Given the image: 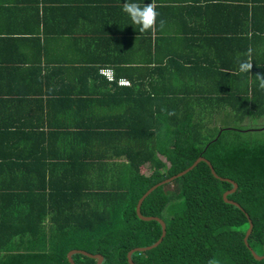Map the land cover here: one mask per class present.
Instances as JSON below:
<instances>
[{
	"label": "trees",
	"instance_id": "trees-1",
	"mask_svg": "<svg viewBox=\"0 0 264 264\" xmlns=\"http://www.w3.org/2000/svg\"><path fill=\"white\" fill-rule=\"evenodd\" d=\"M203 70L204 78L214 77L216 86L202 90L200 96L193 91L198 97H191L189 90L172 92L185 104L180 107L185 115L178 117L177 106H172L169 122L133 123L127 118L80 123L77 128L66 122L50 132L57 142L54 152L46 136L25 133L19 138L21 129L13 131L15 138L7 142L14 141L9 144L15 150L0 157V264H70L67 252L72 249L101 254L102 264H129L130 249L150 245L161 235L158 221L137 216L138 199L200 156L219 176L237 183L227 197L242 209L223 199L233 185L214 177L208 164L200 161L142 201L141 214L162 218L166 233L156 247L134 252L133 262L264 264V258L256 260L243 241L250 220L248 244L263 254L264 139L243 138V132L255 129L240 124L245 115L264 116V99L260 101L264 90L253 81L252 69L239 73L238 66L214 61ZM88 71L99 83L109 84L98 68ZM245 75L249 82L243 89L237 83ZM213 112H231L235 118L220 122L228 126L218 125L212 121ZM24 179L27 182L20 181ZM169 187L183 199V206L165 220L162 212L170 200ZM72 258L76 264L96 263L80 253Z\"/></svg>",
	"mask_w": 264,
	"mask_h": 264
},
{
	"label": "crops",
	"instance_id": "crops-1",
	"mask_svg": "<svg viewBox=\"0 0 264 264\" xmlns=\"http://www.w3.org/2000/svg\"><path fill=\"white\" fill-rule=\"evenodd\" d=\"M124 2L0 0V157L15 150L7 138H15L16 129H21L19 138L25 133L46 136L54 152L57 142L50 132L66 122L73 128L127 118L169 122L172 106L181 118L185 104L171 93L189 90L196 97L193 91L200 96L212 89L217 81L210 75L206 80L201 69L214 61L238 66L249 60L253 81L264 76V0H151L159 16L154 30L143 33L122 11ZM127 2L143 6L150 0ZM222 29L227 32L216 34ZM102 66L128 79L130 86L89 76L90 68ZM247 82L245 75L237 84L244 89ZM61 92L70 96L59 99ZM233 118L231 112L212 113L217 123ZM252 119L245 115L241 123Z\"/></svg>",
	"mask_w": 264,
	"mask_h": 264
},
{
	"label": "water",
	"instance_id": "water-1",
	"mask_svg": "<svg viewBox=\"0 0 264 264\" xmlns=\"http://www.w3.org/2000/svg\"><path fill=\"white\" fill-rule=\"evenodd\" d=\"M200 161H204L208 164L212 174L214 175V177L222 180V181H227L229 183H231L233 186L231 189L229 190H226L224 193H223V199L225 202L227 203H230V204H233L239 208H241V206L239 205V203H237L236 201L234 200H231V199H228V195L233 193L236 188H237V183L234 182L233 180L229 179V178H224V177H221L219 176L212 164L210 163L209 160H207L206 158H204L203 156H200L198 157L189 167H187L186 169L178 172L177 174H174L166 179H163L162 181H159L157 182L156 184H154L153 186H151L149 189H147V191H145L143 193V195L138 199L137 201V204H136V214L137 216L142 219V220H145V221H149V220H155V221H158L161 225V235L159 237V239L157 241H155L154 243L150 244V245H147V246H142V247H134L132 249H130L127 253V260H128V263L129 264H135L131 258V255L136 252V251H146V250H150L154 247H156L163 239V237L165 236V233H166V225H165V222L163 221L162 218L160 217H157V216H145L143 214H141V211H140V206H141V203L142 201L144 200V198L149 194L151 193L155 188H157L158 186H161L163 184H166V183H169L171 182L172 180L182 176L183 174H185L186 172H188L190 169H192L197 163H199ZM242 209V208H241ZM252 222L249 220V227L244 235V238H243V241L245 243V245L247 246V248L250 250L251 254L253 255V257L256 259V260H261L264 258V243H263V254L262 255H259L257 254L248 244V236L252 230ZM76 253H80L82 255H85L87 257H90V258H94L96 259V263L95 264H102V261H103V256L101 254H93V253H90V252H87L86 250H82V249H72L70 251L67 252V259L69 261L70 264H76L72 258V256Z\"/></svg>",
	"mask_w": 264,
	"mask_h": 264
},
{
	"label": "clouds",
	"instance_id": "clouds-1",
	"mask_svg": "<svg viewBox=\"0 0 264 264\" xmlns=\"http://www.w3.org/2000/svg\"><path fill=\"white\" fill-rule=\"evenodd\" d=\"M122 11L130 18L131 23L139 27L141 33L154 30L159 13L156 10L155 3L148 2L143 4L135 2H125L122 5ZM164 21H160V26L163 27ZM251 50H249L250 52ZM252 69V64L249 60L238 61V72L245 73ZM258 87L264 90V76L258 75ZM172 113H170L171 115Z\"/></svg>",
	"mask_w": 264,
	"mask_h": 264
},
{
	"label": "rangeland",
	"instance_id": "rangeland-1",
	"mask_svg": "<svg viewBox=\"0 0 264 264\" xmlns=\"http://www.w3.org/2000/svg\"><path fill=\"white\" fill-rule=\"evenodd\" d=\"M263 116H260V117H255V119H252L254 121L252 122H248L246 124H244V122L240 123L241 125H245V126H248L249 128L253 127V129L255 130H252V131H246V132H243L241 134V136L245 139H248V140H262L264 139V118H262L261 120H258V118H261ZM221 118H225V116H222L221 115ZM225 120V119H224ZM256 120V121H255ZM222 121V120H221ZM230 124H233L235 125V123H230ZM218 125H222V126H228L227 122H224L223 123H220ZM238 125V123H237ZM257 129V130H256ZM149 171V167H144V171ZM170 190H169V196H170V200L168 202V204L166 205V207L164 208L163 212H162V217L165 219V220H168L169 217L178 209H182V206H183V199L181 198H178L176 197V192L174 190L173 187H169ZM168 189V188H167Z\"/></svg>",
	"mask_w": 264,
	"mask_h": 264
},
{
	"label": "built area",
	"instance_id": "built-area-1",
	"mask_svg": "<svg viewBox=\"0 0 264 264\" xmlns=\"http://www.w3.org/2000/svg\"><path fill=\"white\" fill-rule=\"evenodd\" d=\"M98 74L107 80L109 83H114L119 86H130L131 82L123 77H116L114 70L111 67L102 66L98 69Z\"/></svg>",
	"mask_w": 264,
	"mask_h": 264
}]
</instances>
